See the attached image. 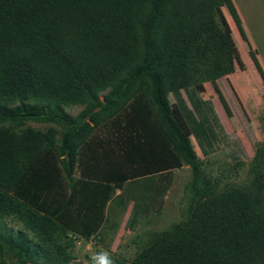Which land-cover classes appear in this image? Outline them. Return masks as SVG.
I'll return each instance as SVG.
<instances>
[{
  "label": "trees",
  "instance_id": "1",
  "mask_svg": "<svg viewBox=\"0 0 264 264\" xmlns=\"http://www.w3.org/2000/svg\"><path fill=\"white\" fill-rule=\"evenodd\" d=\"M230 20L264 80L233 0H0V264H72L90 239L110 248L115 205L133 202L134 230L165 202L162 172L184 163L181 219L97 264H264V140L246 177L223 182L170 101L214 151L222 127L199 89L242 62Z\"/></svg>",
  "mask_w": 264,
  "mask_h": 264
},
{
  "label": "rangeland",
  "instance_id": "2",
  "mask_svg": "<svg viewBox=\"0 0 264 264\" xmlns=\"http://www.w3.org/2000/svg\"><path fill=\"white\" fill-rule=\"evenodd\" d=\"M233 1L242 19L241 22L249 33L250 41L254 46L253 51H256L264 66V0ZM223 12L227 16L226 11L223 10L222 15ZM229 24L233 27L242 64L236 61L233 74L221 78L217 84L207 82L204 88L199 89L200 97L212 107L222 127L220 130L221 140L214 151L201 152L202 149L199 148L197 139L192 135L186 117H182L180 113V110L181 112L183 110L179 100L176 96L170 95L172 111L185 125L198 154L204 159L207 171H210L213 177H218L220 174L230 177L225 178L226 180L223 182L236 181L237 178L244 179L246 177L248 164L255 155L257 145L264 140V80L261 72L255 66L249 52L250 48L243 40L236 23L230 20ZM218 87L222 94L219 93ZM182 98L188 107H192L186 92H183ZM226 102L230 108L229 113L225 107ZM81 109V107H72L69 111L76 115ZM103 131L104 129L100 128L97 130V134L99 135ZM239 161L245 162L246 165L234 170L231 166ZM190 179L191 170L189 167L176 169L174 180L168 179L169 186L167 185L165 188V192L168 191L165 202L158 205L153 201L143 208L138 223L132 231L127 224L131 221L133 202L128 203V208L123 204H116V209L112 210L115 218L109 225L112 227V224H117L113 225V231L107 234L110 248L97 239H90L84 242L85 245L82 247V244H79V258L72 264H97L107 255L115 253L131 259L137 251V245L133 241L137 235L146 228L157 230L169 228L172 222L181 219L180 211L184 190ZM157 186L160 188V182ZM139 194L140 192H138ZM163 194H161L162 199ZM121 221H124L126 226L117 239L116 235ZM12 225L16 226V224Z\"/></svg>",
  "mask_w": 264,
  "mask_h": 264
},
{
  "label": "clouds",
  "instance_id": "3",
  "mask_svg": "<svg viewBox=\"0 0 264 264\" xmlns=\"http://www.w3.org/2000/svg\"><path fill=\"white\" fill-rule=\"evenodd\" d=\"M201 152H202V150H201ZM202 159V158H201ZM203 161H204V159H202ZM184 167H189L190 168V170H191V178H192V169H191V166H190V164H186V163H184V164H182V166L181 167H178V168H175V169H172V170H165L164 172H162V173H164L165 175H169V173L170 172H172L173 173V178H172V180H174V172H175V170L176 169H179V168H184ZM163 179L164 180H168V178L166 177V176H163ZM191 180V179H190ZM166 196V195H165ZM164 199H165V197H164Z\"/></svg>",
  "mask_w": 264,
  "mask_h": 264
}]
</instances>
